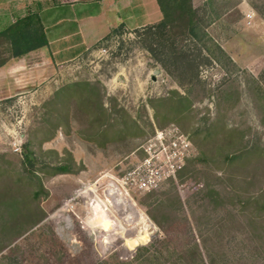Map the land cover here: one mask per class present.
I'll list each match as a JSON object with an SVG mask.
<instances>
[{
  "label": "rangeland",
  "instance_id": "rangeland-1",
  "mask_svg": "<svg viewBox=\"0 0 264 264\" xmlns=\"http://www.w3.org/2000/svg\"><path fill=\"white\" fill-rule=\"evenodd\" d=\"M191 1L200 40H177L201 60L196 80L167 72L147 49V25L70 59L37 60L19 87L8 79L0 264H264V0ZM101 45L107 53H93ZM207 48L208 61L196 56ZM169 125L189 134L196 156L133 194L129 209L110 206L105 185Z\"/></svg>",
  "mask_w": 264,
  "mask_h": 264
},
{
  "label": "crops",
  "instance_id": "crops-1",
  "mask_svg": "<svg viewBox=\"0 0 264 264\" xmlns=\"http://www.w3.org/2000/svg\"><path fill=\"white\" fill-rule=\"evenodd\" d=\"M29 12L39 15L48 44L0 66V100L7 97L9 78L19 87L20 76L35 77L37 60L70 59L113 30H131L162 18L157 0H0V30Z\"/></svg>",
  "mask_w": 264,
  "mask_h": 264
},
{
  "label": "trees",
  "instance_id": "trees-1",
  "mask_svg": "<svg viewBox=\"0 0 264 264\" xmlns=\"http://www.w3.org/2000/svg\"><path fill=\"white\" fill-rule=\"evenodd\" d=\"M157 3L162 12V18L158 22L146 26L147 49L168 73L173 74L170 67L174 66L181 69L184 75L189 74L188 81L196 80L198 78L197 66L201 60L194 64V57H188L182 46L178 47L177 40V35L184 33L192 39L200 40L198 20L195 17L192 1L157 0ZM118 32L113 30V33L107 35L104 39ZM47 44V36L39 15L29 12L0 30V66L11 58L22 57L30 51L44 47ZM216 49L220 51L218 46H216ZM207 51L208 54H203L202 50L199 49L196 56L208 61L209 57L214 56V53L209 48H207ZM179 83L183 84L182 80L179 79ZM22 157L24 166L33 169L34 158L32 154L27 150H23ZM55 169L59 172H67L68 166L59 165Z\"/></svg>",
  "mask_w": 264,
  "mask_h": 264
},
{
  "label": "built area",
  "instance_id": "built-area-1",
  "mask_svg": "<svg viewBox=\"0 0 264 264\" xmlns=\"http://www.w3.org/2000/svg\"><path fill=\"white\" fill-rule=\"evenodd\" d=\"M93 53L105 55L107 47L98 46ZM138 150L140 156L133 165L119 177H112L103 188V195L110 198L107 199L110 206L121 202L129 209L125 202L131 201L133 194L157 189L164 182L175 179L196 156V147L189 134L176 125L156 128Z\"/></svg>",
  "mask_w": 264,
  "mask_h": 264
},
{
  "label": "water",
  "instance_id": "water-1",
  "mask_svg": "<svg viewBox=\"0 0 264 264\" xmlns=\"http://www.w3.org/2000/svg\"><path fill=\"white\" fill-rule=\"evenodd\" d=\"M160 73V70L159 69H156L153 71V79L155 78V75H158Z\"/></svg>",
  "mask_w": 264,
  "mask_h": 264
},
{
  "label": "bare ground",
  "instance_id": "bare-ground-1",
  "mask_svg": "<svg viewBox=\"0 0 264 264\" xmlns=\"http://www.w3.org/2000/svg\"><path fill=\"white\" fill-rule=\"evenodd\" d=\"M139 218H140V219H142V218H144V217H143V216H141V214H140V215H139Z\"/></svg>",
  "mask_w": 264,
  "mask_h": 264
}]
</instances>
